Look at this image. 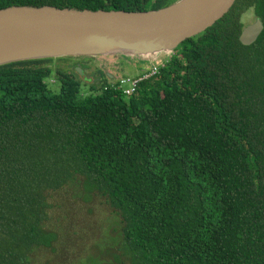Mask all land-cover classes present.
Returning a JSON list of instances; mask_svg holds the SVG:
<instances>
[{"label":"trees","instance_id":"1","mask_svg":"<svg viewBox=\"0 0 264 264\" xmlns=\"http://www.w3.org/2000/svg\"><path fill=\"white\" fill-rule=\"evenodd\" d=\"M175 1L0 0V10ZM249 10L263 28L243 46ZM173 53L130 96L103 78L84 90L77 66L54 59L0 66V264L51 248L46 195L78 178L119 216L127 264H264V0H236Z\"/></svg>","mask_w":264,"mask_h":264},{"label":"water","instance_id":"2","mask_svg":"<svg viewBox=\"0 0 264 264\" xmlns=\"http://www.w3.org/2000/svg\"><path fill=\"white\" fill-rule=\"evenodd\" d=\"M235 2L177 0L146 12L8 7L0 10V66L27 60L113 55L141 61L149 55L173 53L182 42L222 18ZM262 28L259 20L244 27L240 44H253Z\"/></svg>","mask_w":264,"mask_h":264},{"label":"rangeland","instance_id":"3","mask_svg":"<svg viewBox=\"0 0 264 264\" xmlns=\"http://www.w3.org/2000/svg\"><path fill=\"white\" fill-rule=\"evenodd\" d=\"M255 20L252 10L241 19L245 27ZM173 54L162 53L160 58L168 60ZM72 58L71 62L54 58L52 65L71 72L77 66L80 72L77 70L76 77L84 90L89 85L99 87L102 78L107 84L112 83L111 80L135 78L147 66L143 60L121 55ZM129 86V82L124 84V87ZM46 198L49 209L43 229L54 233L56 239L51 248L33 249L29 255L30 264L128 263L120 249L119 216L103 197L85 193L80 178L61 190L49 192Z\"/></svg>","mask_w":264,"mask_h":264},{"label":"built area","instance_id":"4","mask_svg":"<svg viewBox=\"0 0 264 264\" xmlns=\"http://www.w3.org/2000/svg\"><path fill=\"white\" fill-rule=\"evenodd\" d=\"M167 59L162 60L160 58V54H153L149 55L147 57L143 58V61H145V68L141 71V73L135 77V78H125V79H119V81L116 80H111L113 81L112 83H109L111 86H115L116 89L122 91V93L125 96H130L134 94L137 85L140 81L147 79L148 77H151L155 75L158 72L159 67H161L164 62ZM130 84L129 87H124V84L128 83Z\"/></svg>","mask_w":264,"mask_h":264},{"label":"bare ground","instance_id":"5","mask_svg":"<svg viewBox=\"0 0 264 264\" xmlns=\"http://www.w3.org/2000/svg\"><path fill=\"white\" fill-rule=\"evenodd\" d=\"M76 48V47H75ZM80 49V48H79Z\"/></svg>","mask_w":264,"mask_h":264}]
</instances>
